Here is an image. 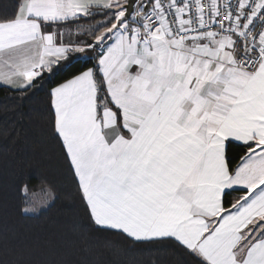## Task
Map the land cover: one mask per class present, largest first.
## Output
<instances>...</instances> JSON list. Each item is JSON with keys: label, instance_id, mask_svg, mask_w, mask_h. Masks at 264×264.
<instances>
[{"label": "snow or ice", "instance_id": "1", "mask_svg": "<svg viewBox=\"0 0 264 264\" xmlns=\"http://www.w3.org/2000/svg\"><path fill=\"white\" fill-rule=\"evenodd\" d=\"M73 53L49 104L85 231L264 264V0H0V84L30 99Z\"/></svg>", "mask_w": 264, "mask_h": 264}, {"label": "trees", "instance_id": "2", "mask_svg": "<svg viewBox=\"0 0 264 264\" xmlns=\"http://www.w3.org/2000/svg\"><path fill=\"white\" fill-rule=\"evenodd\" d=\"M80 56L70 54L53 75L45 73L30 99L0 85V264H198L171 242L165 247L140 245L115 231L83 228L87 213L53 136L49 104L52 87L95 65L94 57ZM243 154L241 146L231 145L230 166L239 164ZM42 178L54 186L59 199L36 214L22 213L24 187L38 190ZM241 194L233 192L227 199Z\"/></svg>", "mask_w": 264, "mask_h": 264}, {"label": "rangeland", "instance_id": "3", "mask_svg": "<svg viewBox=\"0 0 264 264\" xmlns=\"http://www.w3.org/2000/svg\"><path fill=\"white\" fill-rule=\"evenodd\" d=\"M39 192L38 190L32 191V192H28L26 193V203H25V207L24 208H29L30 210L28 212H25L27 214H36L39 211L45 209L46 207H48L52 201H45L42 205H33L31 203V196L33 193H37ZM34 209V210H33Z\"/></svg>", "mask_w": 264, "mask_h": 264}, {"label": "crops", "instance_id": "4", "mask_svg": "<svg viewBox=\"0 0 264 264\" xmlns=\"http://www.w3.org/2000/svg\"><path fill=\"white\" fill-rule=\"evenodd\" d=\"M86 23H88V22L81 21V24H86ZM62 30H63V29H62ZM71 30H72V35L69 36V35L67 34V32H66V34H65V40H68V39H73V40H75V39H78V38H80V39H83V38H84L82 35L79 36V37H77L76 32H75V26H74V25L71 26ZM81 55H82V54H81ZM83 55H87V56H92V57H94V54H93V53H87V54H83ZM0 85H3V84H0ZM5 86H6V85H5Z\"/></svg>", "mask_w": 264, "mask_h": 264}]
</instances>
